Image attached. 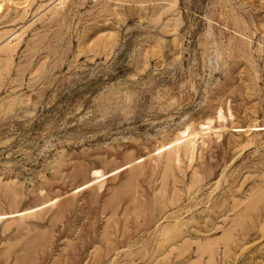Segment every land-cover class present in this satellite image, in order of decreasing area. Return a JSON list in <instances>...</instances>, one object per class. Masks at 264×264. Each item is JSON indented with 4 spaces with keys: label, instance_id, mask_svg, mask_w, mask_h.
Returning <instances> with one entry per match:
<instances>
[{
    "label": "rangeland",
    "instance_id": "1",
    "mask_svg": "<svg viewBox=\"0 0 264 264\" xmlns=\"http://www.w3.org/2000/svg\"><path fill=\"white\" fill-rule=\"evenodd\" d=\"M172 1L0 17V264H264V0Z\"/></svg>",
    "mask_w": 264,
    "mask_h": 264
},
{
    "label": "bare ground",
    "instance_id": "2",
    "mask_svg": "<svg viewBox=\"0 0 264 264\" xmlns=\"http://www.w3.org/2000/svg\"><path fill=\"white\" fill-rule=\"evenodd\" d=\"M55 1V0H54ZM177 1V0H176ZM176 1H172V4H174V5H176L175 3H177ZM31 2H32V0H0V17H2L3 16V14L5 13V12H7L6 10L8 9H10V8H12V7H15L16 9H18V10H21V11H23V12H26L28 9H29V7L31 6ZM56 4H54V7H51V8H55V9H57V11H55V12H59L58 11V8H61L65 3H66V0H56ZM42 6L43 5H41V9H42ZM34 7V6H33ZM47 7V6H46ZM40 8V7H39ZM38 8V9H39ZM38 9H36V10H38ZM45 11V10H44ZM49 11H50V9H49ZM28 12H30V11H28ZM27 12V13H28ZM42 12V11H41ZM40 13V12H39ZM46 13H48V12H46ZM45 13V14H46ZM34 14V13H33ZM53 14V13H52ZM37 15V14H36ZM60 15V14H59ZM59 15H57V16H59ZM160 15V14H159ZM55 16V15H54ZM61 16V15H60ZM4 17V16H3ZM41 17V16H40ZM53 17V16H52ZM35 18V17H34ZM44 18V17H43ZM37 20V19H36ZM26 25V24H25ZM33 25V24H32ZM31 24H30V26H32ZM29 26V27H30ZM27 28V27H26ZM10 30V29H9ZM22 30V29H21ZM24 30V29H23ZM28 30V29H27ZM8 31V30H7ZM14 31V30H13ZM4 32V31H3ZM6 33V32H5ZM2 34V33H1ZM25 35V34H24ZM4 37V36H3ZM2 37V38H3ZM5 37H6V42H5V44L3 45V47L1 48V50H3V51H12V50H14L15 49V47H16V44L20 41V39H21V37H22V32L20 33V32H18V31H16V32H12V31H9V32H7L6 34H5ZM23 40V39H22ZM21 40V41H22ZM4 41H5V39H4ZM3 41V42H4ZM3 42H2V44H3ZM112 51V50H111ZM10 53V52H9ZM12 53V52H11ZM14 53V52H13ZM4 54V53H3ZM8 55V54H7ZM111 55H112V53H111ZM1 57V56H0ZM12 58H13V56H12ZM11 60V59H10ZM14 60V59H13ZM2 62V61H1ZM0 62V63H1ZM6 62V61H5ZM4 62V63H5ZM9 62V61H8ZM181 139V138H180ZM179 139V140H180ZM178 143V142H177Z\"/></svg>",
    "mask_w": 264,
    "mask_h": 264
}]
</instances>
